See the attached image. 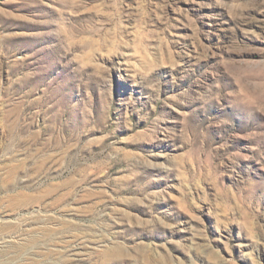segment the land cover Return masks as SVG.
<instances>
[{"label":"rangeland","instance_id":"374dc122","mask_svg":"<svg viewBox=\"0 0 264 264\" xmlns=\"http://www.w3.org/2000/svg\"><path fill=\"white\" fill-rule=\"evenodd\" d=\"M0 264H264V0H0Z\"/></svg>","mask_w":264,"mask_h":264}]
</instances>
